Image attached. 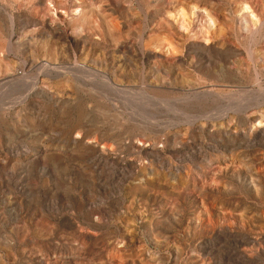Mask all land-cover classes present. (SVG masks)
<instances>
[{"label":"rangeland","instance_id":"1","mask_svg":"<svg viewBox=\"0 0 264 264\" xmlns=\"http://www.w3.org/2000/svg\"><path fill=\"white\" fill-rule=\"evenodd\" d=\"M261 116L264 0H0V264H264Z\"/></svg>","mask_w":264,"mask_h":264},{"label":"bare ground","instance_id":"2","mask_svg":"<svg viewBox=\"0 0 264 264\" xmlns=\"http://www.w3.org/2000/svg\"><path fill=\"white\" fill-rule=\"evenodd\" d=\"M52 4V3H51ZM243 9H248V7L246 6V7H244ZM81 12V10H80V8H76V9H74V14L75 15H77V14H79ZM11 17H13V16H11ZM252 20L254 21H256V19H255V16L253 15L252 16ZM13 21V20H12ZM205 29V28H204ZM158 67H160V66H158ZM73 68V67H72ZM78 68H80V69H82V70H87V68H85V67H78ZM215 68V67H214ZM217 68V67H216ZM223 68V67H222ZM65 69V68H64ZM120 69V68H119ZM218 69V68H217ZM51 70H53V69H51ZM60 70V69H59ZM89 70V72H92V73H95L96 71L95 70H93L92 68L91 69H88ZM118 70V69H117ZM216 70V69H215ZM120 71V70H119ZM182 71V70H181ZM217 72H218V70H216ZM219 71H220V69H219ZM223 71H224V69H223ZM64 72V71H63ZM76 72V71H75ZM101 72V71H100ZM96 73H98V75L100 74L99 72H96ZM85 75V74H84ZM143 75V74H142ZM185 75V74H184ZM187 75V74H186ZM90 76V75H89ZM101 76H103L102 77V79L104 80V82H105V85H107V86H111L112 87V89H115V90H118V91H126V90H124V88H122V87H120V86H118V85H116L115 83H113V81H112V79H111V76H109V75H103V74H101ZM189 77H191V76H189ZM183 78H184V76H183ZM186 78H187V76H186ZM185 78V79H186ZM101 79V78H100ZM184 79V80H185ZM89 80V79H88ZM192 80V79H191ZM188 81V80H187ZM227 81L228 82H232L233 81V79H227ZM207 84H209V83H207ZM101 86V85H100ZM127 87V86H126ZM92 88V87H91ZM127 89H129V88H127ZM104 90V89H103ZM131 90V89H130ZM117 91V92H118ZM212 91V90H211ZM214 91V90H213ZM112 92V91H111ZM115 93V92H114ZM126 93V92H125ZM189 93H193V97L196 99V98H208L209 97V95L211 94V92H209V91H203V90H198V89H196V88H194V90H190L189 91ZM112 94V93H111ZM129 94V93H128ZM215 94V93H214ZM217 94V93H216ZM219 94V93H218ZM110 96H112V95H110ZM125 96H126V94H125ZM200 96H204V97H200ZM211 96H212V94H211ZM210 96V97H211ZM205 99V100H206ZM204 100V101H205ZM222 101V100H221ZM201 102H203L202 101V99H201ZM248 103V102H247ZM251 103V102H250ZM216 104V103H215ZM237 104H239V103H237ZM205 105V104H204ZM236 105V104H235ZM241 105V104H240ZM205 106H207V105H205ZM232 106V108H233V106L234 105H231ZM249 106V105H248ZM225 107V106H224ZM240 106H238L237 108H239ZM242 107V106H241ZM249 107H251V105L249 106ZM256 107V106H255ZM205 108V107H204ZM214 108V107H213ZM213 108H211V109H213ZM222 108V107H221ZM220 108V109H221ZM228 108V107H227ZM229 108H231V107H229ZM246 108V107H245ZM248 108V107H247ZM246 108V109H247ZM251 109V108H250ZM230 110V109H229ZM241 110V109H240ZM191 111V110H190ZM215 112H217L216 110H214ZM221 111V110H220ZM222 111H224L223 109H222ZM189 112V111H188ZM232 112V111H231ZM191 113V112H190ZM189 113V114H190ZM195 113V112H194ZM218 113V112H217ZM245 113V112H244ZM188 114V115H189ZM211 114V113H210ZM187 115V116H188ZM191 115V114H190ZM198 115V114H197ZM205 115V114H204ZM212 115H215V114H212ZM179 116V115H178ZM186 116V115H185ZM198 116H200V115H198ZM181 117V116H180ZM185 118V117H184ZM190 117H188L187 119H189ZM193 118V117H192ZM204 118V117H203ZM206 118V117H205ZM214 118V117H213ZM212 118V119H213ZM235 118L236 117H234V120H235ZM186 119V120H187ZM216 119V118H215ZM261 119H262V121H264V116H261ZM169 120H171V119H169ZM181 120H183V119H181ZM218 120V119H217ZM180 121V120H179ZM188 121V120H187ZM219 121V120H218ZM229 121H230V118H229ZM262 121H256L255 123H254V128H257V127H259L260 125H262ZM216 122V121H215ZM191 124H195V122H193V121H191ZM225 124V123H224ZM224 124H222V125H224ZM203 125V124H202ZM201 125V126H202ZM213 125H214V123H213ZM216 126V125H215ZM220 129V128H219ZM222 130V129H221ZM218 131V130H217ZM79 134H81V132H79ZM240 135V134H239ZM197 144H198V142H196ZM214 143V142H213ZM204 144V143H203ZM209 145V144H208ZM211 145V144H210ZM214 145V144H213ZM119 147V146H118ZM134 147H135V145H134ZM208 147V146H207ZM212 147V146H211ZM217 148H219V147H217ZM221 152V151H220ZM247 152V151H246ZM223 153V152H222ZM166 154V153H165ZM243 154V153H242ZM248 154V153H247ZM175 155V154H174ZM208 155V154H207ZM206 155V156H207ZM108 156V155H107ZM104 157V156H103ZM174 158V157H173ZM196 158V157H195ZM195 158H193V159H195ZM203 158V155H200L199 156V159L198 160H200V159H202ZM244 158V157H243ZM238 159V158H237ZM245 159H246V157H245ZM204 160V159H203ZM191 161V160H190ZM249 162V161H248ZM193 164V163H192ZM242 164V163H241ZM243 164H244V162H243ZM254 165V164H253ZM209 166V165H208ZM240 166V165H239ZM250 166V165H249ZM197 167V166H196ZM244 168V167H243ZM247 169H249L248 167H247ZM210 170V169H209ZM236 170V169H235ZM250 170V169H249ZM198 171V170H197ZM248 171V170H247ZM250 172V171H249ZM235 176V175H234ZM243 178V177H242ZM246 180V179H245ZM217 181V180H216ZM241 181V180H240ZM235 182V181H234ZM252 185V184H251ZM196 187V186H195ZM234 188V187H233ZM238 188V187H237ZM230 189V188H229ZM233 195V194H232ZM231 196V195H230ZM229 196V197H230ZM226 197V196H225ZM228 197V196H227ZM224 199V198H223ZM222 199V200H223ZM226 202V201H225ZM226 204V203H225ZM229 204V203H228ZM233 205V204H232ZM241 205V204H240ZM230 206V205H229ZM228 206V207H229ZM238 210V209H237ZM245 237V236H244ZM243 237V238H244ZM242 238V239H243ZM262 240V239H261ZM246 242V241H245ZM249 242V241H248Z\"/></svg>","mask_w":264,"mask_h":264}]
</instances>
